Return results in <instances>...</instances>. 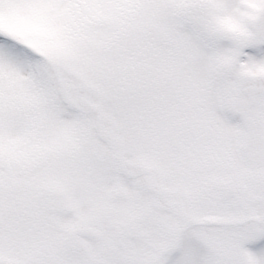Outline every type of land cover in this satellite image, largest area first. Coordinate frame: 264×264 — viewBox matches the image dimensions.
I'll use <instances>...</instances> for the list:
<instances>
[{"label": "snow or ice", "instance_id": "obj_1", "mask_svg": "<svg viewBox=\"0 0 264 264\" xmlns=\"http://www.w3.org/2000/svg\"><path fill=\"white\" fill-rule=\"evenodd\" d=\"M0 264H264V0H0Z\"/></svg>", "mask_w": 264, "mask_h": 264}]
</instances>
